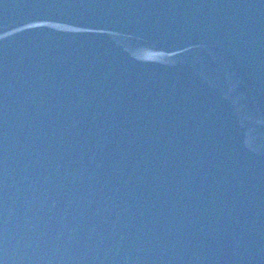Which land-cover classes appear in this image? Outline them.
<instances>
[{
  "label": "water",
  "instance_id": "water-1",
  "mask_svg": "<svg viewBox=\"0 0 264 264\" xmlns=\"http://www.w3.org/2000/svg\"><path fill=\"white\" fill-rule=\"evenodd\" d=\"M0 264H264V0H0Z\"/></svg>",
  "mask_w": 264,
  "mask_h": 264
}]
</instances>
